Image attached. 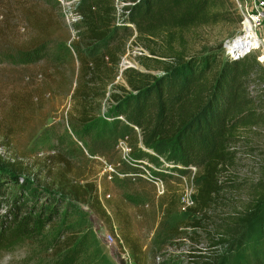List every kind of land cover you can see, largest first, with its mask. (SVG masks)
<instances>
[{"label":"rangeland","instance_id":"obj_1","mask_svg":"<svg viewBox=\"0 0 264 264\" xmlns=\"http://www.w3.org/2000/svg\"><path fill=\"white\" fill-rule=\"evenodd\" d=\"M251 1L239 0V3L241 7H249ZM77 2L0 0V166L11 174L14 170L6 163L16 164L23 170L21 179L37 186L47 197L56 196L69 203L76 211L62 228H58L61 220L56 218L41 235L27 239L14 238L12 224L1 227L0 264H58L63 254L61 249L65 251L81 244L86 235L91 247L80 256L79 264L99 261L132 264L114 240L113 226L120 236L128 233L137 239L148 264H191L187 253L192 247L216 254V264H264V230L261 228L264 221L260 214L245 225L253 229L245 244L231 239L212 245L203 234L200 243L185 238L181 243L173 240L167 245L161 244L162 239L157 236L163 224L171 219L163 213V200L175 197L177 208L172 218L185 220L179 206L180 202L190 205L196 168L177 165L174 168L164 157L151 151L133 161L125 140H122L125 144L119 146L121 140L115 142L111 135L99 139L96 128L88 131L71 128L73 90L69 85L70 78L77 72V63L70 43L74 40L71 24L76 20L73 9ZM233 6V10H227L229 22L177 31L171 45L166 43L165 36L151 43H142L132 36L127 41L128 50L121 59L120 69L144 70L138 57H146L151 60L149 65L155 67L150 73L159 75L163 64L153 61L169 63L172 60L169 49L185 56L201 57L210 53L225 58L224 54L230 51L227 47L243 34L242 10L235 2ZM257 34L261 39L260 47L248 53L255 55L256 60L264 53V19ZM43 42V53H22ZM259 64L262 68L257 77L254 75L248 90L249 96L256 99L252 108L264 112V62ZM113 85H123L129 91L121 75ZM111 106L110 101H102L100 116H107ZM107 119L111 120L109 116ZM238 135L241 140L236 146L237 156L227 174L238 186L225 188L223 202L210 214L212 219L253 212L257 196L252 185L264 179V123L240 129ZM61 174L69 182L94 185V195L101 200L111 223L96 212L93 199L78 201L61 192L56 183ZM5 189L7 192L0 194V221L5 218L11 222L12 214L21 217L32 204H26L21 210L11 209L7 202L15 194L14 187L9 184ZM62 212L63 209L58 214ZM206 229L212 231L211 226ZM187 232L190 236L191 231Z\"/></svg>","mask_w":264,"mask_h":264},{"label":"trees","instance_id":"obj_2","mask_svg":"<svg viewBox=\"0 0 264 264\" xmlns=\"http://www.w3.org/2000/svg\"><path fill=\"white\" fill-rule=\"evenodd\" d=\"M233 2L78 0L73 9L76 20L71 28L75 33L70 46L77 72L70 78L69 85V89L73 90L71 128L74 131L96 128L99 139L111 135L115 142L125 140L133 161L142 159L151 151L164 157L174 168H196L192 177L195 184L191 195L192 206L183 211L185 220L175 221L172 218L177 208L175 197L166 196L168 199L163 200V213L171 219L163 224L161 234L157 236L162 239L161 244L167 245L173 240L181 243L185 238L200 243L202 234L212 245L231 239L245 244L253 230L245 225L250 224L256 214L262 215L264 221V179L252 185V191L257 196L253 212L248 215L247 211L239 212L226 218L210 217L223 202L225 188L228 185L238 186L227 177L237 156L236 146L241 140L238 131L264 123V112L252 108L256 99L249 96L248 90L254 75L258 76L262 68L256 56L246 53L241 58H234L227 53L222 59L221 55L210 53L201 57L185 56L169 49L172 54L169 63L153 61L163 64L159 75L150 73L155 67L149 65L151 60L146 57H138L144 70L131 67L120 69L121 59L128 50L127 41L132 36L142 43H151L155 38L165 36L166 43L171 45L177 31L229 22L231 19L227 10L234 9ZM44 42L22 53H43ZM118 75L124 77L129 91L123 85H113ZM110 87L112 91H109ZM104 100L112 103L107 114L111 120L100 116ZM6 165L14 173L10 174L0 166L1 196L7 192L5 187L12 184L15 194L7 202L8 206L21 210L28 203L32 205L21 217L12 214L11 222L2 218L0 228L12 224L14 238L27 239L41 235L56 218L61 220L58 228H62L75 215L72 205L56 196L47 197L37 186L21 179L23 170L16 164ZM56 183L61 192L75 200L93 199V208L111 223L101 200L94 195V185L86 183L81 186L69 182L64 174ZM39 202L41 205L38 206ZM2 204L3 201L1 207ZM61 209L63 212L59 215ZM209 226L211 232L206 229ZM261 228L264 230V226ZM187 231H191L190 236ZM86 236L81 244L65 251L61 249L63 254L58 264H79L80 256L90 251ZM119 237L129 252L132 264H148L137 239L128 233ZM187 255L191 264H216L217 261L216 254L196 247H192Z\"/></svg>","mask_w":264,"mask_h":264},{"label":"built area","instance_id":"obj_3","mask_svg":"<svg viewBox=\"0 0 264 264\" xmlns=\"http://www.w3.org/2000/svg\"><path fill=\"white\" fill-rule=\"evenodd\" d=\"M233 1L240 8V10H242L243 19H242L241 25H242L243 34L241 35V37H243L244 34H245L244 28H245V22L246 21H248L251 24L252 28L257 33V29H259L261 27L262 20L264 19V0H252L249 7H246V6L241 7L240 3H239V0H233ZM118 11L120 12V10H118ZM257 36L260 38V36L258 34H257ZM260 43H261V39H260L259 45L256 48H254V49H258L260 47ZM227 48H229V46ZM254 49L253 48L252 49L251 48H246L245 50H243V53L230 52V51H228V53H230L234 58H241L244 54L249 53L251 50H254ZM257 61L259 63L264 62V53H262L261 55H259L257 57ZM122 144L124 145L125 142L122 141V140L119 141V146H122ZM156 181H158V180H156ZM180 204H181L180 205L181 206L180 209L183 212V211H185L186 208L192 206V200H190V205H185L183 202H180ZM112 230H113V233H111V234L115 236L114 240H116V242L119 245V247L130 258L129 252L124 247V245H123V243H122V241H121V239L119 237V234H118V231H117L116 227H113ZM130 260H131V258H130Z\"/></svg>","mask_w":264,"mask_h":264},{"label":"bare ground","instance_id":"obj_4","mask_svg":"<svg viewBox=\"0 0 264 264\" xmlns=\"http://www.w3.org/2000/svg\"><path fill=\"white\" fill-rule=\"evenodd\" d=\"M244 32L245 34L243 37H237L229 45L228 50H230V52L243 53V50H245L246 48L254 49L259 45L260 38L257 36L256 31H254L248 21L245 22Z\"/></svg>","mask_w":264,"mask_h":264}]
</instances>
